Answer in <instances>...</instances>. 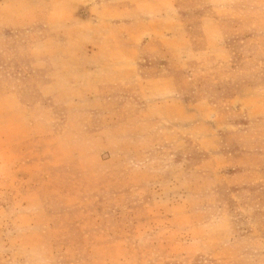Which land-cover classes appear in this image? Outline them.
Listing matches in <instances>:
<instances>
[{
  "label": "rangeland",
  "instance_id": "1",
  "mask_svg": "<svg viewBox=\"0 0 264 264\" xmlns=\"http://www.w3.org/2000/svg\"><path fill=\"white\" fill-rule=\"evenodd\" d=\"M175 1L182 50L203 48V16L222 20L224 61L178 81L209 105L196 135L212 152L182 167L183 139L165 143L137 98L89 114L67 82L68 110L27 93V113H0V264H264V0ZM6 68L0 94L17 86Z\"/></svg>",
  "mask_w": 264,
  "mask_h": 264
},
{
  "label": "crops",
  "instance_id": "2",
  "mask_svg": "<svg viewBox=\"0 0 264 264\" xmlns=\"http://www.w3.org/2000/svg\"><path fill=\"white\" fill-rule=\"evenodd\" d=\"M24 1L0 0V57L9 79L17 82L0 94V113H17V103L27 113L22 102L27 93L68 110L57 92L67 82L85 113L98 112L118 96L143 102L165 143V135L183 139L185 155L174 161L184 168L198 161L192 151L212 152L200 147L196 135L197 115L209 105L184 100L178 81L202 58L224 61L222 20L213 11L200 19L204 45L193 51L180 49L187 32L175 0H28L29 9L22 7ZM101 22L107 27L100 29Z\"/></svg>",
  "mask_w": 264,
  "mask_h": 264
}]
</instances>
